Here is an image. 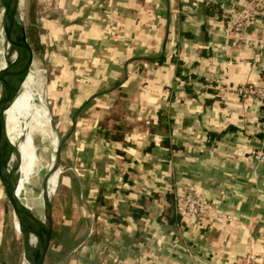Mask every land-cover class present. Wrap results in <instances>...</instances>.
I'll use <instances>...</instances> for the list:
<instances>
[{"label":"crops","instance_id":"1","mask_svg":"<svg viewBox=\"0 0 264 264\" xmlns=\"http://www.w3.org/2000/svg\"><path fill=\"white\" fill-rule=\"evenodd\" d=\"M248 3L264 12V0H52L40 19L46 97L63 136L74 123L44 264H225L246 251L264 264V161L250 156L262 103L235 92L264 87V16L224 31L227 9ZM184 185L231 220L184 215ZM14 244L0 186V264H23Z\"/></svg>","mask_w":264,"mask_h":264},{"label":"water","instance_id":"2","mask_svg":"<svg viewBox=\"0 0 264 264\" xmlns=\"http://www.w3.org/2000/svg\"><path fill=\"white\" fill-rule=\"evenodd\" d=\"M24 0H1L4 11L5 28L9 51L0 67V186L2 187L6 209L10 215L12 226L22 248L23 264H44L46 252L52 236L51 196L47 193V181L50 175L59 169L60 148L73 127L61 137L55 145L51 166L41 180L40 196L42 201V221L37 220V240L31 237L28 227V215L24 204L15 194L16 183L6 166L5 158L10 149L5 134L4 111L16 93L17 87L29 71L32 51L26 37L25 24L22 21ZM169 8H165L166 14ZM167 37V26L161 43L163 53Z\"/></svg>","mask_w":264,"mask_h":264},{"label":"rangeland","instance_id":"3","mask_svg":"<svg viewBox=\"0 0 264 264\" xmlns=\"http://www.w3.org/2000/svg\"><path fill=\"white\" fill-rule=\"evenodd\" d=\"M24 1H25L24 2L25 8L23 9L22 21L25 24L27 41L30 44L34 58V61L31 64V68L29 69L28 72L32 73V76L34 77L33 87L39 97V102L37 103V105H39L40 108L43 110L44 115L41 116L40 114H34L31 117V120L28 121V127H29L28 132L25 129L26 127H24L23 131L24 133H26L25 136H27L26 138L28 139V145L25 148L24 146H22V140L19 137L21 130L20 126L22 125L23 120L19 121L20 126L17 125L16 132L14 134V137L12 138L13 142L16 144H11L9 146L10 149L6 155L5 163L10 173L12 169L14 170L11 175L12 178H15L16 174L18 175V169L20 168L19 175L17 176L18 186L20 183L21 176L26 171L25 164L30 163L29 176L27 181L28 187L31 190L32 196L35 198V202H36L35 214L39 219V221H42V206H40V203H38V201H40L39 199H40V190H41V180L43 175L47 171L48 165L52 163V156H53V152L50 149L51 148L50 139L49 137L46 138L43 136L44 135L48 136V132H49V134L55 137L57 142L63 136V133L65 132L66 128L64 127V129L63 128L60 129L59 127L53 126L56 120L52 118L51 112L49 110L50 104L47 101L46 91H45L46 90L45 79H46L47 70L46 68H44V62L41 61L43 43L42 40H40V37H42L43 33L40 30V19L49 16V14H51L52 11L56 8H51L53 6L52 0L50 1L24 0ZM0 12H1V6H0ZM4 45H5L4 53H7L9 51V44L7 38L4 40ZM0 64H1V58H0ZM19 100L16 102V104L13 102V104L9 108L10 112H15L16 115L19 114V111L20 114L22 115V110H21L22 100L20 99V97ZM16 146L21 148V150L26 151L28 154H30L31 160L27 159L25 160V162L20 163ZM55 193L56 192L54 189V192L50 197L51 202H53ZM26 198H28V200L30 199L29 190H27L26 192ZM6 223L10 225L9 220H6ZM31 237L35 241L34 232L31 233ZM17 242L19 245L14 244V249L17 252V257H19L22 248L19 239H17ZM21 260H22V256L20 258V261Z\"/></svg>","mask_w":264,"mask_h":264},{"label":"built area","instance_id":"4","mask_svg":"<svg viewBox=\"0 0 264 264\" xmlns=\"http://www.w3.org/2000/svg\"><path fill=\"white\" fill-rule=\"evenodd\" d=\"M232 13V18L227 23L224 31L227 35L238 36L253 19L258 16H264V12L248 3L239 9L230 7L227 9ZM254 43L257 47L264 49V22L262 28L254 38ZM238 95L245 97H254L262 103L261 113V128L262 139L260 140L259 147L250 152L253 160L262 162L264 161V87L255 85H240L235 89ZM175 202L181 208L184 215L190 217L195 222L203 220L215 221H230L231 217L227 213H222L211 204L208 203L202 194L190 185H184L175 196ZM225 264H261L258 256L251 252L246 251L238 259L230 260Z\"/></svg>","mask_w":264,"mask_h":264},{"label":"bare ground","instance_id":"5","mask_svg":"<svg viewBox=\"0 0 264 264\" xmlns=\"http://www.w3.org/2000/svg\"><path fill=\"white\" fill-rule=\"evenodd\" d=\"M6 38H7V31L5 28L4 11L1 7V12H0V58H1V64H0V67L2 66L3 60L6 58V56L8 54V52L4 53V50H5L4 40ZM20 84L17 87L16 93L13 96L11 102L9 103V105L7 106V108L4 111L5 134H6V138H7V141L9 144H16L13 142L12 138L14 137V134L16 132L17 125L20 126L19 121L23 120L22 125L20 126L21 130H20V136L19 137L22 140V146H24V148H25L28 145V139L26 138L27 136H25L26 133H24V131H23L24 127H26L25 129L28 132V128H29L28 127V121L31 120V117L34 114H40L42 116V115H44V112L40 108V106L37 105V103L39 102V97H38V95H37V93L33 87L34 86V77L32 76V73L28 72ZM19 97L22 100V109H21L22 115L20 114V111H19V114L16 115L15 112H10V109H9L11 107V105L13 104V102L16 104V102L19 100ZM33 127H34V125H33ZM43 137H46V138L49 137L50 145H51L50 149L54 154V149H55V145H56L55 137H53L51 134H49V132H48V136L44 135ZM16 150L18 153V157H19V159L21 158L22 162H25V160H27V159L31 160L30 154H28L27 152H25L23 150L18 151L17 146H16ZM52 159H53V156H52ZM29 165H30V163L25 164L26 171L24 172V174L20 178L19 186L17 183V178H18L17 176L19 175L20 168L18 169V175L16 174L15 178H12V179L16 183L15 190H14L15 194L17 195V197H19V199L24 204V206L27 210V215H28L27 221H28V227L30 229V232H32V233L34 232V238H35V240H37V226H38L37 220H38V218L35 214V208H36L35 203L36 202H35V198L31 194V190L29 189L28 182H27L28 176H29ZM50 166H51V164L48 165L47 170L49 169ZM13 171L14 170L12 169V171L10 173L11 175H12ZM57 175H58V170L53 172L50 175V177L48 178L47 193L49 196H51L52 193L54 192V189L56 186ZM27 190L30 191V199L29 200H28V198H26ZM39 200L40 201H38V203H40V206H42L41 196H40Z\"/></svg>","mask_w":264,"mask_h":264},{"label":"trees","instance_id":"6","mask_svg":"<svg viewBox=\"0 0 264 264\" xmlns=\"http://www.w3.org/2000/svg\"><path fill=\"white\" fill-rule=\"evenodd\" d=\"M210 9V11L212 10V11H215V5H213V4H211V3H209V4H207L206 5V10H209ZM216 11L218 12L219 10L218 9H216ZM163 60V56H161L160 58H158V59H156V60H154L155 62H157V63H159V62H161ZM178 63V62H177ZM180 69H179V67H177L176 69H175V75H178V76H180V78H184V79H186L187 77H184V76H181L180 74ZM263 107V106H262ZM52 234H53V232H52Z\"/></svg>","mask_w":264,"mask_h":264}]
</instances>
